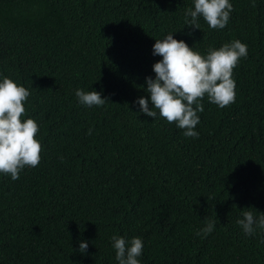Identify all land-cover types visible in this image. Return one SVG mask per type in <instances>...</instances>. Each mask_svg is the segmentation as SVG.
<instances>
[{"label": "trees", "instance_id": "16d2710c", "mask_svg": "<svg viewBox=\"0 0 264 264\" xmlns=\"http://www.w3.org/2000/svg\"><path fill=\"white\" fill-rule=\"evenodd\" d=\"M229 2L224 29L199 30L184 22L193 0H0V80L31 92L43 149L18 180L0 175V264H118L114 235L142 240L140 264H264V231L236 223L264 213V0ZM170 33L201 55L247 45L235 102L205 98L198 138L135 103ZM77 89L109 101L85 107Z\"/></svg>", "mask_w": 264, "mask_h": 264}, {"label": "clouds", "instance_id": "9594fccd", "mask_svg": "<svg viewBox=\"0 0 264 264\" xmlns=\"http://www.w3.org/2000/svg\"><path fill=\"white\" fill-rule=\"evenodd\" d=\"M255 6V0H252V7ZM232 11L229 0H193V7L185 12L184 22L189 28L200 30L198 18L202 17L210 29L222 30ZM152 54L162 59L152 65L155 77H146L148 97L135 101L140 113L153 119L159 114L168 124L174 123L184 130L185 137L198 138L195 129L200 122L198 113L204 111L202 101L207 98L209 103L221 109L235 102L233 71L248 52L246 44L234 40L218 49L210 47L206 55H201L170 33L162 40L156 39ZM30 95L26 87L12 79L3 77L0 80V175L9 176L13 181L20 178L25 168L39 166L43 150L36 139L39 125L34 119H24L27 114L25 103ZM75 96L85 107H100L109 101L95 90L77 89ZM215 223L207 219L196 235L207 237ZM236 223L245 235L252 236L257 229L264 231V213L243 211L242 218ZM111 241L118 264H140L138 257L142 255L143 242L139 237L126 240L114 235ZM87 248V242H80L78 251L86 254Z\"/></svg>", "mask_w": 264, "mask_h": 264}]
</instances>
